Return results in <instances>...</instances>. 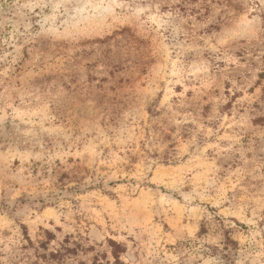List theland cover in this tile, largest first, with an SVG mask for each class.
<instances>
[{"label":"rangeland","instance_id":"374dc122","mask_svg":"<svg viewBox=\"0 0 264 264\" xmlns=\"http://www.w3.org/2000/svg\"><path fill=\"white\" fill-rule=\"evenodd\" d=\"M0 264H264V0H0Z\"/></svg>","mask_w":264,"mask_h":264}]
</instances>
